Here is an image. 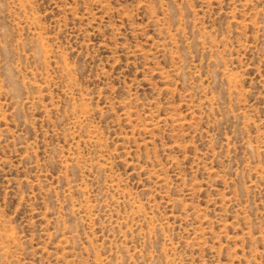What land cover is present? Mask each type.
I'll list each match as a JSON object with an SVG mask.
<instances>
[{
  "label": "rangeland",
  "instance_id": "374dc122",
  "mask_svg": "<svg viewBox=\"0 0 264 264\" xmlns=\"http://www.w3.org/2000/svg\"><path fill=\"white\" fill-rule=\"evenodd\" d=\"M0 264H264V0H0Z\"/></svg>",
  "mask_w": 264,
  "mask_h": 264
}]
</instances>
